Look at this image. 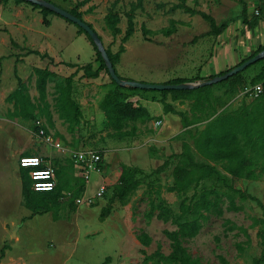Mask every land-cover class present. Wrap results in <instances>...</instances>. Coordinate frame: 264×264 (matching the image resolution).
<instances>
[{
    "label": "rangeland",
    "instance_id": "obj_1",
    "mask_svg": "<svg viewBox=\"0 0 264 264\" xmlns=\"http://www.w3.org/2000/svg\"><path fill=\"white\" fill-rule=\"evenodd\" d=\"M47 1L67 11L80 12L81 18L101 36L104 47L113 52L118 50L124 34L127 13L135 5L132 13L135 31L124 43L125 50L115 68L122 78L145 83L195 79L216 47H227L226 42L231 37H237L239 45L254 46L247 40L260 35L256 32L264 19V0H88L83 4L79 0ZM243 7H246L245 15ZM200 11L214 17L217 24L228 22V26L218 35L208 34L209 25ZM108 12L120 17L121 33L116 36L105 22ZM46 19L45 24L40 10L29 3L0 0V264H102L107 257L106 264H163L153 260L145 263L144 255L158 247L167 255L171 248L164 230H173L176 226L171 220L157 218L152 202L157 203L161 197L172 213H178L182 195L167 191L166 187L172 184L174 166L185 162L181 153L188 152L196 163L215 165L197 152L193 137L212 116L238 109L242 100L254 101L255 97L246 93V89L251 77L264 67V60L255 62L231 80L228 93L223 92L226 83L206 88L209 90L203 94L209 101L201 96L198 106L193 104L191 97L172 100L170 93L163 96L153 90L126 91L128 97L136 99V106L142 105L152 115V119L144 122H127L122 128L130 132L126 136L116 134L107 125L99 108L108 91L105 87L114 88L108 75L102 72L96 78H88L82 76L79 69L73 78L72 93L83 115L80 123L69 130L68 123L54 109L55 84L62 83L75 71L76 67L66 63L81 66L91 62L97 67L98 62L92 44L75 23L52 13H48ZM172 21H176V30L163 35L161 29L169 27ZM141 26L150 32L143 34ZM260 45H264V36ZM239 49L240 46L235 47V51ZM29 50L46 53L51 60L29 53ZM38 67H48L56 73L46 84L50 117L37 115L35 121L12 117L13 102L6 97L17 89L18 79L26 86L30 99L37 101L34 69ZM162 98L181 115L165 109L160 101ZM159 118H163L164 124L155 127L153 121ZM37 121L45 127L47 135L67 150L95 149L103 155L100 172L90 173L77 197L81 202L76 198L72 210L68 195L61 198L56 218L51 212L31 215L24 206L19 156L24 153L39 155L54 168L62 167L71 181L80 176L74 164L70 170L68 152L45 144L38 136ZM165 161L168 165L164 170L153 173ZM123 166L141 169L149 176L122 201L116 198L109 215L100 219V210L110 199ZM215 167L227 177L228 183L256 200L240 199L234 194L240 209L227 210L225 202L222 216L211 215L198 234L183 245L191 255L209 264H220L219 256L229 264H251L254 258L264 254L263 210L259 204L264 205V175L255 180L231 178L220 164ZM101 183L104 194L96 197ZM201 188L230 191L216 175L201 181L197 189ZM192 192L193 188L185 195L189 197ZM141 232L151 237L149 245H142L138 240ZM141 250H145V254Z\"/></svg>",
    "mask_w": 264,
    "mask_h": 264
},
{
    "label": "trees",
    "instance_id": "obj_2",
    "mask_svg": "<svg viewBox=\"0 0 264 264\" xmlns=\"http://www.w3.org/2000/svg\"><path fill=\"white\" fill-rule=\"evenodd\" d=\"M1 1L6 2L7 0ZM86 1L88 0H79V3L83 4ZM15 2L29 3L30 5L38 8L43 17V23L45 24L47 23L46 16L48 13L56 14L50 9L39 6L30 1L15 0ZM134 9L135 5L131 7V12L127 13V24L124 34L121 37L118 50L113 52L109 47H105L114 68L115 64L119 61L120 54L125 50L124 43L135 31L132 15ZM69 12L81 18V13L77 12L75 9H71ZM199 14L209 25L208 34L218 35L228 26V22H221L220 24H217L214 17L208 13L200 11ZM245 14L246 7H243V15ZM104 19L113 36L121 33V29L118 26L120 17L116 13L108 12ZM88 24L93 28L90 23ZM77 27L79 32L84 33L89 42L92 44L93 49L95 50V60L98 62V66L94 68L91 62L81 66L74 63H66L67 66L76 67V69L69 76L65 77L62 83L55 84L56 95L54 109L58 113V116L63 119L64 122L68 123L69 130H73V128L80 123V119L82 118V110L79 103L73 98L72 93L73 78L76 72L80 69L82 70V76L96 78L99 76L101 71H104L110 78L114 88L110 89L104 95L99 104V108L105 116L107 125L111 126L115 130L116 134L126 136L130 134V132L122 130V128L127 124V122L137 120L144 122L152 119V115L149 114L145 107L140 105L136 107L131 102L127 101L128 94L126 91L138 89L120 86L110 77L105 62L95 44L92 42L91 38L87 32L84 31V29L80 28L78 25ZM141 30L145 35L150 32L143 26H141ZM175 30L176 21H172L169 27L161 29V33L163 35H170ZM99 37L102 40L100 35ZM262 49H264V45H260L252 55L258 53ZM28 52L37 54L40 57H48L46 53H39L35 50H29ZM48 58L50 59V57ZM244 60L245 59L241 60V62ZM261 60H264V57ZM251 65L226 78L225 80L214 84L191 89L153 91H158L162 93L163 96L170 93L172 100L191 97L194 98L193 104L198 106L201 103L200 97L207 96L205 93L203 94L204 91L209 90L206 88L226 83L225 85H227V87L223 89V92H230V81L237 78ZM228 70L229 69L223 71L222 73ZM34 72L36 75V89L38 91L37 101L34 102L30 99L28 93L26 92V86L20 79H18L17 89L6 97L7 101L13 102L14 109L10 113L12 117H20L34 121L37 120V115L50 117L46 84L49 80L56 76V73L48 69V67L35 68ZM115 72L117 73L116 68ZM119 77L122 78L121 76ZM195 80L196 79L194 78L193 80L187 78H174L164 83L193 82ZM250 83V86L261 83L263 87L262 92L255 97L254 101L247 103L245 100H242L241 106L238 109L229 112H220L212 116L205 126L194 135L193 145L202 157L213 161L215 165L220 164L222 169L226 171L231 178L239 177L255 180L258 179L260 175H264V67L251 77ZM205 100L209 101L207 97H205ZM160 101L163 103L165 109L181 115V112H177L173 109L172 105L167 103L164 98ZM41 127L47 134L45 127ZM35 128L38 130L37 126ZM133 129L134 128H132V132H134ZM181 154L184 156L185 162L174 166L172 170V184L166 187L167 191L182 195V199L180 200L178 206V213H172L165 200L161 197H158L157 203L152 202L153 209L157 210L156 217L162 219L163 221L171 220V222L176 226V229L164 230V233L169 240L171 250L166 255L162 253L158 247L151 254L144 255L143 261L145 263L153 260L154 262H161L163 264H209L207 262H202L199 257L191 255L187 248L183 245V242L196 236L203 223L208 220L211 215L217 217L222 216V204L225 202L227 210H239L240 206L235 203L234 194H236L240 199L251 198L256 200L255 197L235 188L232 183H228L227 177L223 176V174L217 170L215 165L210 163H196L192 160L188 152H182ZM23 155H29V153H24ZM73 164L74 163L71 160L69 163L70 170H73ZM167 165L168 162L165 161L162 165L158 166L153 173L161 172ZM54 169L56 179L58 178L59 182H56L55 187L50 191L37 192L31 187L32 181L27 170L19 168L23 204L31 212V215L51 212L53 218H56V211H58L61 207V198H64L66 195H68L71 209H75L74 201L82 192L84 184L86 183L85 179L83 177H77V179L71 181L64 175L62 167ZM212 175H216L217 179L222 181L230 191L228 192L218 188L197 189V185L201 181ZM148 176L149 174L144 173L141 169L123 166L118 175V180L115 183L114 191L110 199L100 210V219H104L109 215L112 203L116 198L122 201L134 188L138 186L142 179ZM191 188H193V192L189 197H187L185 194ZM259 204L263 210L262 221L264 222V205L260 202ZM137 238L140 243L145 246L149 245L151 242V237L145 232L138 234ZM239 248L242 249L241 247ZM141 252L145 254V250H141ZM108 259L109 258L107 257L102 264H106ZM219 263L229 264L223 256H219ZM263 263L264 254L254 258L251 262V264Z\"/></svg>",
    "mask_w": 264,
    "mask_h": 264
},
{
    "label": "built area",
    "instance_id": "obj_3",
    "mask_svg": "<svg viewBox=\"0 0 264 264\" xmlns=\"http://www.w3.org/2000/svg\"><path fill=\"white\" fill-rule=\"evenodd\" d=\"M262 90V84L257 83L249 86L246 89V93L256 97L262 92ZM161 124L162 120L157 119L155 121V126H159ZM36 125L38 127L37 134L42 138L45 144L50 145L63 153L68 152L67 156L74 163L76 172L79 173L80 177L88 180L90 173L100 172L99 163L103 160V155L100 151L95 149H77L69 151L59 141L47 135L41 127L39 121H37ZM18 167L27 170L32 181L31 187L34 191L45 192L50 191L55 187L57 182L55 169L53 165L43 157L36 154L21 155L18 159ZM104 190V184L101 183L95 196L101 197ZM81 200L82 199L80 198L76 201L81 202Z\"/></svg>",
    "mask_w": 264,
    "mask_h": 264
},
{
    "label": "water",
    "instance_id": "obj_4",
    "mask_svg": "<svg viewBox=\"0 0 264 264\" xmlns=\"http://www.w3.org/2000/svg\"><path fill=\"white\" fill-rule=\"evenodd\" d=\"M30 1L34 4L39 6L45 7L50 9L51 11L55 12L56 14L60 15L61 17L77 24L80 28L84 29L87 32L89 37L91 38L92 42L95 44L96 48L101 54L102 59L105 62L106 68L110 77L120 86H126L130 88H137L142 90L152 89V90H168V89H191L196 88L204 85L214 84L225 80L226 78L244 70L249 65L255 63L258 60H261L264 57V49L260 50L258 53L249 56L243 62L235 65L234 67L230 68L228 71L217 74L207 80L201 82H182V83H145V82H138L132 81L127 79L120 78L117 73L115 72V68L105 50L102 40L100 39L98 33L83 19L73 15L71 12L53 4L47 0H26Z\"/></svg>",
    "mask_w": 264,
    "mask_h": 264
},
{
    "label": "crops",
    "instance_id": "obj_5",
    "mask_svg": "<svg viewBox=\"0 0 264 264\" xmlns=\"http://www.w3.org/2000/svg\"><path fill=\"white\" fill-rule=\"evenodd\" d=\"M261 2H263V1H261ZM257 29L258 30H257L256 33L260 34V35H257L258 37L256 39L247 40V43L250 46L255 44L252 47H248L247 45H244V44H240L239 45L238 38L235 37V36L233 38L231 37L229 39V41L226 42L227 43L226 44L227 47L220 48V47L217 46L216 49L212 52V55L209 56V58L207 60L208 62L206 64H203L200 67V70L198 71L197 75L195 76L196 77L195 78L196 79L195 82H201V81L207 80V79L215 76L217 73L220 74L223 71H225L227 69H230V68L234 67L235 65L239 64L241 62V60L246 59L249 56H251L256 51L255 47L256 46L258 47L260 45L261 40H263V36H264L263 35V33H264V19H263V23H259V27ZM237 46L238 47L240 46V49L238 51H235V47H237ZM94 68H96V67H94ZM102 72H104V71H101L99 75H102ZM166 81L167 80H164L162 83H164ZM105 88H107L108 91L110 89H113V87H111V85H109L108 87H105ZM108 91H106L105 94ZM126 93H128V92H126ZM133 99L128 97L127 101L131 102L134 106H136V99L135 100H133ZM154 102H156L157 104L159 103L157 101H154ZM82 115H83V113H82ZM164 116L165 115H163L162 117L164 118ZM163 118L162 119L159 118L160 120H162V124L161 125L155 126V121L156 120L153 121V125L155 127L162 126L164 124L163 123ZM75 171H76V168H75Z\"/></svg>",
    "mask_w": 264,
    "mask_h": 264
}]
</instances>
